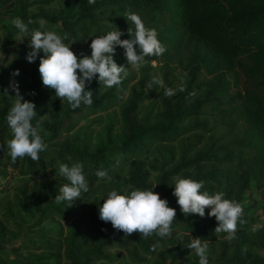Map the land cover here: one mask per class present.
Returning <instances> with one entry per match:
<instances>
[{
    "label": "rangeland",
    "instance_id": "374dc122",
    "mask_svg": "<svg viewBox=\"0 0 264 264\" xmlns=\"http://www.w3.org/2000/svg\"><path fill=\"white\" fill-rule=\"evenodd\" d=\"M16 0H0V94L3 89L8 88L10 80H15L19 85V91L25 100L32 102V93L35 88L40 89V95L44 96L35 111L39 112L36 125H39V134L47 143L46 151L39 153V156L48 162L50 173L44 176L21 174L20 164L22 158L18 160V167L12 168L8 165L11 157L8 155L6 142L12 139L11 130L8 124L4 127L0 126V145H4L0 149V264H42L38 262L39 254H43L46 250L42 249V244L46 240H62L69 238L70 234L75 231H85V237H75L74 244L78 245V249H91L95 246L103 236H110L118 233V237L123 239V244L113 241L110 245L104 247L103 252L108 254V258L92 261L90 264H193L199 263V257L195 250H190L186 255L172 259L174 254V246L180 245L179 240L175 245H163L153 240L151 243V251H144L142 246L137 242L125 238L111 223H105L99 219V207H102L108 193L112 190H117L119 194H130L132 190H136L127 181V171L131 167L130 162L136 161L139 163L142 171L146 174V182L150 189L155 193H159L157 178L166 169L171 168L182 157L187 158L200 150L209 152L217 151L221 154L222 150L217 148L222 142L231 141L233 136H241L242 126L234 124L233 130L226 135L228 127L221 123L217 117L219 112L210 106L209 101L203 99L204 92L214 82L212 75L206 74L202 70L197 72V77L191 80L189 70L191 68L190 47L172 48L166 42L162 44L166 47V51L161 56H156L152 60H146L142 67L135 69L129 67L128 75L122 80V83L112 88H106L99 85V96L105 94H113L115 104L107 108L99 109V107L83 106L77 112L67 111L65 100H62L59 105L55 103V90L48 89L42 83L36 85L40 81L39 59L43 56L41 52L35 62L29 63L26 60L28 52L31 50L30 44L31 34L27 31L20 32L13 24L12 20L16 18L12 3ZM27 4L25 16L43 9L48 13L57 11L64 7V3L68 0H53L48 4L32 3L33 0H24ZM134 12L138 14L145 26L156 31L162 27L163 22H167L160 16H151L141 8L127 7L122 14H112L107 9L103 14L95 11V20L90 25L89 39L81 40L79 44L73 41L65 44L71 47V50L82 58L81 54L90 55L91 39L106 35L109 31L116 28L123 33L121 40L129 39L127 35L128 28L134 31V25L130 21H126L125 13ZM30 21L36 22L41 32L53 31L59 34V24H50L40 19L28 17ZM123 19L122 27L116 26V20ZM36 20V21H35ZM41 21L43 23H41ZM114 24V25H113ZM139 51V50H137ZM125 50L116 48L114 59L118 65L126 60ZM155 61V63H153ZM19 71V75L13 77L12 73ZM154 77H159L162 85L149 83ZM232 78L231 74H228ZM98 79V76H97ZM92 84V83H91ZM199 88L195 93V97L199 104L197 106L198 113L185 115L178 121L179 132L172 140H159L158 138H146L144 141L145 149H138L130 154L121 153L118 150H113L111 153H104V162L107 164L101 166L100 170L106 171L108 177L111 174L119 175L118 179H95L89 186V191L81 195L80 199L74 204L68 205L71 213L67 214L66 218L61 215H53L38 223L39 210L46 204L56 203L55 197L59 193V189L67 183L66 178L59 174L58 163H65L72 166L75 163H80V157L71 158L69 154L64 155V159L59 157V151L62 146L73 145L80 147L82 139L88 137V151L98 149L102 145H114L122 139L124 134H127L129 125L121 111L124 110L126 100L132 95L142 93L146 94L143 99L137 101L135 109L130 112L133 120L136 123H142L146 119L149 124L156 123L155 121L163 113L164 105L173 108L177 97L182 94L186 86L191 89L193 86ZM243 86L250 88L254 87L252 82H243L241 75H238L236 85H233L228 95L236 91H241ZM91 87V85H90ZM86 88V90H89ZM173 89L176 94L174 96H166L165 90ZM10 96H15V93L9 91ZM163 96V99H161ZM0 95V109L3 108V100L7 99ZM189 102L191 101L188 100ZM13 99L9 101V106L6 113L13 106ZM83 105V104H82ZM123 115H126V111ZM53 123L72 124L73 128L60 135L58 138H52L51 128ZM35 125V126H36ZM109 135L111 140L108 144L106 136ZM197 136H201V141L198 144H190L194 142ZM230 136V137H229ZM6 164V166H3ZM222 166H227L222 163ZM25 165L23 162L22 166ZM210 163H205L204 169L210 168ZM178 176V175H177ZM40 184L37 191L28 189L29 196L28 207L20 205L17 198L20 197L19 189L24 184L30 186L33 182ZM171 183H174L172 179ZM170 183V184H171ZM250 188L244 191V198L240 204L243 205V216L252 220V225L247 227V234L251 237V243L246 247L252 248L257 253L262 252V248L255 245L258 242L259 235H264V228L256 232L251 231L253 225L264 224V190L255 189L253 182L250 183ZM154 187V188H153ZM225 189L218 187L216 192H225ZM82 194V193H81ZM210 194V193H209ZM177 200L175 196L171 197ZM210 208L205 209V216L201 218L199 215L190 214L187 217L181 212L180 207L176 209V217L171 225V235H181L178 227L183 223H190L197 220H207ZM217 226V224H216ZM214 233V232H213ZM137 234H139L137 232ZM170 235V236H171ZM218 236V235H217ZM168 238V237H167ZM256 238V240H255ZM224 237H217L214 241L209 242L207 257L209 264H219L222 260ZM19 246V249H15ZM62 252V251H61ZM229 248L225 252L229 254ZM45 261V259H44ZM68 261L61 255L59 264H66Z\"/></svg>",
    "mask_w": 264,
    "mask_h": 264
},
{
    "label": "trees",
    "instance_id": "16d2710c",
    "mask_svg": "<svg viewBox=\"0 0 264 264\" xmlns=\"http://www.w3.org/2000/svg\"><path fill=\"white\" fill-rule=\"evenodd\" d=\"M52 1L33 0L32 3L41 5ZM12 5L16 18L19 17L23 20L31 35L39 28L36 22L31 21L30 23L28 17L50 24L58 23V35L63 37L67 34L68 36L64 43L73 41L75 44H79L83 39H89L90 25L95 20L96 10L103 14L109 9L112 14L119 15L124 13L127 7H132L141 8L152 17L156 15L162 17L167 22H163L162 27L157 30L160 42L164 41L174 49L190 47L192 64L189 76L191 80L197 77V72L200 70L212 75L214 82L204 92L203 99L209 101L210 106L219 111L218 119L228 127L226 135L233 130L234 124H239L243 128L241 136H233L231 141L217 145V148L222 150L221 154L217 151L200 150L187 158L182 157L171 168L164 170L157 178L160 188L158 194L161 199L168 201L170 208L175 210L179 208L177 200L171 198L174 196V183L171 181L177 175L181 178L202 181L204 187L201 191H208L210 194L222 186V189L226 190L225 198L239 203L243 201L244 191L250 188L251 182L256 190H264V0H95L94 4H89L88 0H68L64 3L63 8L55 12L48 13L43 9H38L28 17L25 16L27 4L24 0H16ZM122 23L123 19L116 20V26L122 27ZM155 57L149 56L146 57V60H152ZM115 62L117 63L116 60ZM121 65L128 66L127 60H123ZM229 73L232 78L228 77ZM238 75H241L243 82H252L254 87L243 86L241 91L228 95L230 88L236 85ZM97 80V78L93 80L89 89L94 92V102L87 107L105 109L114 105L117 96L111 93L99 96ZM41 83L40 77V81L36 85ZM197 91L199 88L196 84L192 89L186 86L182 94L177 97L173 108H169L162 102L163 113L153 124H149L147 119L142 123H136L133 120L130 112L135 109L137 101L146 96L142 93L134 94L126 100L124 110L121 111L129 129L120 141L112 143L114 145H102L98 149L87 152L88 137L85 136L81 140L80 147L62 146L59 157L64 159L65 154H69L71 158L80 157L84 175L90 186L98 178L95 173L100 170L101 166L107 164L104 162L106 151L111 153L116 149L121 153L130 154L140 148L145 149L146 138L174 139L180 129L177 126L178 121L185 115L198 113L199 102L195 95H189L192 92L197 93ZM40 92L41 90L37 88L33 91L35 94L31 99L36 106L42 102L44 97L40 95ZM10 99L8 97L3 100V108L0 109V126H3V129L8 124L6 110ZM55 103L59 105L61 100L56 97ZM65 103V109L73 112L86 106L81 104L79 108L72 109L67 100ZM125 111L126 115H123ZM38 115L39 112H37ZM36 122L37 117L32 121L33 126L36 125ZM48 127L51 128L52 138L55 139L63 133L69 132L73 125L53 123L52 127ZM106 138L108 144L111 143V137L107 135ZM200 141L201 136H197L195 141L190 144L195 145ZM39 157L38 161H33L27 156L22 158L19 172L23 175L36 174L38 176L50 173L48 162L42 156ZM18 160L19 158L16 163L10 161L8 165L17 168ZM23 162L25 165L22 166ZM205 163H210L211 167L204 169ZM222 163L227 166H222ZM130 166L127 171L129 184L140 190H149L146 174L142 171L139 163L133 161L130 162ZM110 177L118 179L119 175L111 174ZM67 183L69 182L67 181ZM39 187L40 184L35 181L30 186L24 184L19 189L18 203L20 205L23 203V207H28V189L37 191ZM69 204L68 201L46 204L40 208L36 221L40 223L53 215H61L63 219L66 218L67 214L71 213L68 208ZM242 218L247 223H238L236 238L231 241L223 240L222 255L224 256L219 264H264V235H259L258 242H254L255 245L262 248L261 253L246 247L251 243V237L247 234L246 229L252 225V220L246 216ZM216 224L215 217L205 221L183 223L178 227L182 234L171 235L168 238H160L155 234L143 238L137 232L127 237L122 232V236L137 242L144 251H151L150 246L153 240H157L163 245H175L174 243L179 240L181 244L174 246L175 252L172 255V259H175L186 255L191 250L187 248L191 239L201 238L211 242L217 237H225L226 233H213L217 227ZM118 236V233L103 236L91 249H78V245L74 244L75 237H85L84 230L73 232L68 239H48L39 244L46 252L39 254L37 261H41L42 264H59V259L63 255L68 261L66 264H90L92 261L108 258V254L103 252V249L113 241L123 244V239ZM228 248L230 252L225 256ZM15 249H19V246H16Z\"/></svg>",
    "mask_w": 264,
    "mask_h": 264
},
{
    "label": "clouds",
    "instance_id": "9594fccd",
    "mask_svg": "<svg viewBox=\"0 0 264 264\" xmlns=\"http://www.w3.org/2000/svg\"><path fill=\"white\" fill-rule=\"evenodd\" d=\"M88 3L94 4L95 0H88ZM125 17L126 21L134 25V31L128 28L129 39L121 40L123 33L116 28L106 35L92 38L91 54H81L82 58H78L71 47L64 43V40L68 39L67 34L61 37L53 31H33L28 45L31 50L26 60L33 63L42 52L43 56L39 59L38 68L42 84L48 89L55 90V97L61 101L67 100L72 109L79 108L81 104L91 106L94 102V92L86 88L90 87L97 76V83L100 86L112 88L120 85L128 75L129 67L118 65L114 60L117 47L125 50L128 65L135 69L147 63L146 57L161 56L167 50L158 39L157 31L147 28L138 14L129 11L125 13ZM12 24L20 32L27 31V26L19 17L14 18ZM0 55L3 56V53L0 52ZM18 75V70L12 73L13 77ZM152 84L162 85V81L159 77H154L148 87ZM183 90L180 89V91ZM9 91L15 93V96H10ZM175 94L173 89L165 90L166 96ZM0 95L12 98L14 101L6 117L12 134V139L6 142L12 163H16L18 158L25 156L38 161L39 153L46 151L48 145L39 134V125L32 124L33 119L37 117L36 105L24 99L14 79L10 80L8 88L3 89ZM189 95L194 96L195 92ZM3 148L4 145H0V149ZM58 167L59 174L69 183L59 189L55 201L57 203L68 201L71 207L76 200L80 199L81 193L89 191L83 165L75 163L70 167L68 164L58 163ZM95 175L99 179H111L103 170H98ZM173 180V195L186 217L196 214L203 218L205 209L210 208L208 216L215 217L217 221L214 233H226L224 238L228 241L236 238L238 223H247L242 218L244 212L242 204L226 199L223 192L209 194L208 191H201L204 187L202 181L180 176L174 177ZM175 217L176 210L170 208L168 201L161 199L160 195L152 189H136L130 194H119L117 190H112L108 193L102 207H99V219L105 223L110 222L112 227L118 232L122 231L125 237L138 232L143 238L153 234L160 238H167L171 235V225L176 221ZM261 228H264V224L253 225L251 231L256 232ZM208 247L209 241L201 238L191 239L187 245L191 251L195 250L199 257V264H209Z\"/></svg>",
    "mask_w": 264,
    "mask_h": 264
}]
</instances>
